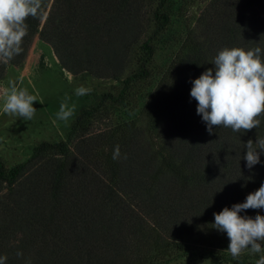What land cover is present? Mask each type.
Returning <instances> with one entry per match:
<instances>
[{
	"label": "trees",
	"instance_id": "obj_1",
	"mask_svg": "<svg viewBox=\"0 0 264 264\" xmlns=\"http://www.w3.org/2000/svg\"><path fill=\"white\" fill-rule=\"evenodd\" d=\"M140 2L52 0L43 20L45 6L26 21L23 51L10 63H0V80L9 66L23 62L35 35L67 70L104 65L105 71H119L140 35ZM217 3L224 11L203 28L204 41H194L189 33L183 37L179 67H187L185 75L178 73L181 69L175 73L173 58L141 102L132 89L152 78L151 37L139 44L136 70L115 96L101 98L126 106L129 119L116 134L81 138L75 151L66 141L41 142L30 159L52 153L23 179L26 163L6 169L0 161V183L6 188L0 195L5 205H0V256L7 257L6 264H165L174 253L207 257L225 245L220 240L227 242V235L214 228L213 213L243 203L264 182V155L251 170L243 159L245 142L264 138V115L253 130L236 133L214 126L209 135L190 97L191 81L213 68L214 57L225 47H260L264 58V0ZM168 6L170 0H158L153 32L164 30ZM92 111L81 110L71 129L83 126ZM141 118L146 120L138 128ZM117 144L121 157L113 160ZM146 216L168 237H161L154 225L144 226ZM198 239L210 240L199 253L188 245L199 244ZM145 245L157 251L148 253ZM17 251L23 255L17 257Z\"/></svg>",
	"mask_w": 264,
	"mask_h": 264
},
{
	"label": "rangeland",
	"instance_id": "obj_2",
	"mask_svg": "<svg viewBox=\"0 0 264 264\" xmlns=\"http://www.w3.org/2000/svg\"><path fill=\"white\" fill-rule=\"evenodd\" d=\"M44 3L45 5H43ZM51 3L52 0H42V6H45L42 20ZM140 3L142 5L139 18L140 35L134 43L130 44L123 66L119 71H105L104 65L101 66V69H97V66H90L87 70L82 71L67 70L60 66L50 45L39 39L37 35L31 40L23 62L18 66H9L6 69L4 77L0 80V108L4 102L3 90L9 86V81H15L20 87L27 88L30 94L39 93L37 102L33 103V107L37 111L30 121L0 111V161L6 169L26 163L21 179L31 173V170L37 168L40 162L52 153L51 151L42 153L39 156V161L31 160L30 155L34 147L41 142L66 141L68 148L74 150L80 144L79 139L81 138L97 135V133L101 134L103 131L116 134L129 119L126 106L122 104L118 106L108 100L102 102L101 98L105 93L115 96L122 89L124 78L136 70L135 54L141 51L139 44L147 37H151L150 44L153 53L149 68L152 71V78L137 83L132 89L136 95L140 96L139 102H141L155 90L159 76L173 58L175 68L177 67L175 73L181 69L178 73L185 75L187 67L184 64L179 67V52L183 37L189 33L191 37H195L194 41L203 42L201 32L205 25L212 23L224 11V7L219 3L216 4V0H170V6L165 8L168 13V21L164 30L155 33L153 31L156 22L152 13L158 0H141ZM201 47L205 48V45L201 44ZM81 85L90 88L91 92L84 96H76L75 90ZM66 94L71 97L70 103L77 105L75 115L67 122L56 121L53 123L55 113L58 112L59 105ZM41 100L42 103H40ZM89 108H94V111L90 113L85 124L73 131L71 126L78 113ZM145 120V118H141L136 126L143 127ZM5 189V184L0 183V195L4 193ZM242 201L244 202L245 198ZM1 206L5 207V205ZM11 209L14 211V206H11ZM257 214L264 215V210L249 209L246 212V215L252 218ZM153 219L146 216L144 226L154 225L161 233V237H168L164 231L161 232V226H158ZM216 240L215 238L214 241L212 240L213 244L217 243ZM220 241L225 245H221L223 249L214 248V252L217 251L215 255L200 257L196 253L184 256L174 253L170 257L165 256L160 262L164 263L167 257L168 260L165 264H255V261L260 257V254H252L246 250L235 261L227 251L229 240L227 242ZM196 242L199 244L189 243L188 245L195 249L199 248V251L196 250L198 253L210 245V240L198 239ZM261 244L264 247V242ZM143 249L151 254L157 251L156 248L148 250L146 245ZM238 260H241L242 263H239Z\"/></svg>",
	"mask_w": 264,
	"mask_h": 264
},
{
	"label": "clouds",
	"instance_id": "obj_3",
	"mask_svg": "<svg viewBox=\"0 0 264 264\" xmlns=\"http://www.w3.org/2000/svg\"><path fill=\"white\" fill-rule=\"evenodd\" d=\"M42 7V0H0V63L8 64L23 51L24 37L28 34L29 17H36ZM214 67L205 70L199 78L191 81L190 97L197 102L196 114L206 125L209 135L213 127L230 128L239 133L253 130L260 126L264 115V58L260 47L244 49L225 47L214 57ZM35 91V89H33ZM4 114L31 120L36 109L39 93L30 94L27 88L20 87L17 82L9 81L3 90ZM91 92L83 85L75 90L76 96H84ZM67 94L55 113L56 121H69L76 112L77 105L70 103ZM42 103V100L40 101ZM246 168L251 170L259 164L264 155V138L251 139L245 144ZM121 157L120 145L113 149V160ZM126 159V154L124 155ZM264 210V182L254 192L248 194L243 203L223 208L218 214L213 213L214 228L226 233L229 240L227 251L232 258L238 259L243 252L252 254L264 253V215L257 214L254 218L240 215L247 210ZM17 257L23 255L17 251ZM7 257L0 256V264H6ZM30 264V262H29ZM255 264H264L261 254Z\"/></svg>",
	"mask_w": 264,
	"mask_h": 264
}]
</instances>
